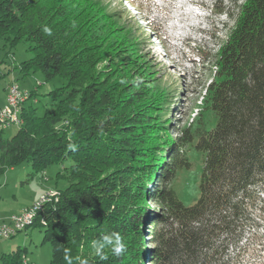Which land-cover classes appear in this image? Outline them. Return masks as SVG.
I'll list each match as a JSON object with an SVG mask.
<instances>
[{
	"label": "trees",
	"instance_id": "trees-1",
	"mask_svg": "<svg viewBox=\"0 0 264 264\" xmlns=\"http://www.w3.org/2000/svg\"><path fill=\"white\" fill-rule=\"evenodd\" d=\"M230 15L204 96L216 126L206 129L202 111L196 124L176 130L163 117L173 92L158 89L141 39L114 25L99 3L0 0V40L11 47L25 40L33 55L17 66L21 74L67 81L49 93L43 116L26 106L34 91L19 132L5 139L0 129V172L72 162L68 187L29 227L44 228L51 264H67L65 248L74 264L77 256L89 264H246L252 247L264 244V0H236ZM190 147L205 160L200 198L186 206L173 183L192 168ZM110 232L124 237L127 251L115 257L106 249L101 260L91 241ZM25 254L19 249L15 259L24 264Z\"/></svg>",
	"mask_w": 264,
	"mask_h": 264
},
{
	"label": "rangeland",
	"instance_id": "rangeland-1",
	"mask_svg": "<svg viewBox=\"0 0 264 264\" xmlns=\"http://www.w3.org/2000/svg\"><path fill=\"white\" fill-rule=\"evenodd\" d=\"M99 3L105 13L118 16L111 21L134 38L141 39L142 52L151 62L157 75V87L162 93L173 92L170 111L163 117L171 119L174 127L196 124L204 108L206 89L217 71L215 55L233 26L231 6L236 0H89ZM217 3V7L215 4ZM33 57L29 44L22 40L11 47L0 40V106H5L6 95L12 83L21 91L36 95L26 106L37 108L39 116L51 109L49 93L63 87L67 81L56 78L46 81L41 72H30L26 76L17 68ZM173 101V102H172ZM206 129L216 126L214 112L205 111ZM19 130L11 126L5 131V139L12 138ZM173 133V137L176 138ZM191 169L179 171L173 183L174 192L186 206L194 205L200 198V185L205 156L190 147ZM72 162L54 164L45 172L33 173L30 163H23L11 172H0V187L7 195L1 207L0 225L23 207H32L50 190H63L69 185L65 169ZM47 178V180H46ZM2 185V186H1ZM7 190V191H5ZM6 192V193H4ZM5 207V208H4ZM4 209V210H3ZM27 209V208H26ZM18 214V213H17ZM44 228H28L10 239H0V264L8 256L9 264H23L15 259L19 249L29 264H51L52 247L43 244ZM264 239V232L260 230ZM246 264H264V244L251 249Z\"/></svg>",
	"mask_w": 264,
	"mask_h": 264
},
{
	"label": "built area",
	"instance_id": "built-area-1",
	"mask_svg": "<svg viewBox=\"0 0 264 264\" xmlns=\"http://www.w3.org/2000/svg\"><path fill=\"white\" fill-rule=\"evenodd\" d=\"M28 98L29 93L21 91L20 87L15 83L9 86L6 95V106L0 108V129H8L11 126H20L22 124V104ZM57 197V190L52 189L46 195H43L39 202L32 207L12 215L7 222L0 225V239H10L28 229L35 222L38 213L43 210L45 204L56 200ZM41 224L46 225L44 221ZM24 264H28V262L25 260Z\"/></svg>",
	"mask_w": 264,
	"mask_h": 264
},
{
	"label": "clouds",
	"instance_id": "clouds-1",
	"mask_svg": "<svg viewBox=\"0 0 264 264\" xmlns=\"http://www.w3.org/2000/svg\"><path fill=\"white\" fill-rule=\"evenodd\" d=\"M43 31L48 35H52V29L50 27H45ZM68 147L71 151H76L75 144H69ZM91 248L95 256L99 257L101 260H106L108 258L105 251L106 249L110 250L113 256L121 257L127 251V244L124 237L120 233L110 232L103 233L98 238L92 240ZM63 254L67 264H74V260L69 249H63ZM75 264H89V260L87 258L77 256L75 257Z\"/></svg>",
	"mask_w": 264,
	"mask_h": 264
},
{
	"label": "crops",
	"instance_id": "crops-1",
	"mask_svg": "<svg viewBox=\"0 0 264 264\" xmlns=\"http://www.w3.org/2000/svg\"><path fill=\"white\" fill-rule=\"evenodd\" d=\"M5 106H6V103H5ZM0 108H1V106H0ZM11 172L13 171V169H11L10 170ZM2 186V185H1ZM2 187H0V211H2V206H3V204H4V200H5V198H6V196L7 195H4L3 194V192H2ZM5 191H7V190H5ZM4 193H6V192H4ZM5 197V198H4ZM5 208V207H4ZM26 208H28V207H23L22 209H19L18 211H16L17 213H20L21 211H23L24 209H26ZM4 210V209H3ZM17 213H15V214H17ZM0 214H1V212H0ZM27 254V253H26ZM26 254H25V256H26ZM27 262H28V260H27V256H26V259H25ZM28 264H29V262H28Z\"/></svg>",
	"mask_w": 264,
	"mask_h": 264
}]
</instances>
